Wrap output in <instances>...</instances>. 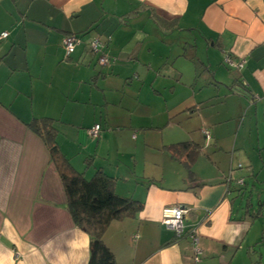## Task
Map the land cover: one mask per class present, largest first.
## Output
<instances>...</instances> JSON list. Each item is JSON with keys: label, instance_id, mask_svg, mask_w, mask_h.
Wrapping results in <instances>:
<instances>
[{"label": "crops", "instance_id": "0c3cea01", "mask_svg": "<svg viewBox=\"0 0 264 264\" xmlns=\"http://www.w3.org/2000/svg\"><path fill=\"white\" fill-rule=\"evenodd\" d=\"M2 32L0 264L88 261V234L28 126L40 118L75 171L100 169L142 203L102 235L115 264H192L189 237L161 223L175 205L199 235L197 264H264V0H0ZM69 33L81 40L66 56ZM182 141L200 148L190 175L166 149ZM231 170L243 191L228 188Z\"/></svg>", "mask_w": 264, "mask_h": 264}, {"label": "trees", "instance_id": "16d2710c", "mask_svg": "<svg viewBox=\"0 0 264 264\" xmlns=\"http://www.w3.org/2000/svg\"><path fill=\"white\" fill-rule=\"evenodd\" d=\"M28 126L48 148L50 158L60 175L66 207L73 222L88 234L87 264H115L114 254L103 242L102 235L111 221L135 216L142 208V203L117 194L115 179L100 169L89 179L83 173L75 171L57 146V132L49 118L35 119ZM166 149L172 157L182 162L190 175L200 151L199 146L190 141H182L169 144ZM244 183L241 186L229 184L228 188L235 186L241 192Z\"/></svg>", "mask_w": 264, "mask_h": 264}, {"label": "built area", "instance_id": "2783aa9c", "mask_svg": "<svg viewBox=\"0 0 264 264\" xmlns=\"http://www.w3.org/2000/svg\"><path fill=\"white\" fill-rule=\"evenodd\" d=\"M7 36V32H2L0 34V38H4ZM80 37L75 33H69L64 35L61 40V45L63 50L65 51L66 56L70 55L75 47L80 43ZM89 49L91 52L97 53V63L99 65H108L111 61L110 57L104 51V43L98 38L94 37L89 42ZM222 61L225 65L229 66L234 70H239L245 60L241 58L238 62L233 59L230 54H224ZM101 130V126L99 123H95L92 127L87 130L88 135L91 138H97L99 136ZM233 170H231L226 178L227 185L234 183L236 186H241L244 183L243 177L234 178L232 176ZM189 209L183 205H175L171 207H165L163 209V216L161 218V223L164 224L167 228H170L176 238H179L183 235H187L190 239L191 243V262L192 264H197L200 260L202 254V248L199 241V235L195 228H190L185 232L184 228V218L188 213Z\"/></svg>", "mask_w": 264, "mask_h": 264}, {"label": "rangeland", "instance_id": "374dc122", "mask_svg": "<svg viewBox=\"0 0 264 264\" xmlns=\"http://www.w3.org/2000/svg\"><path fill=\"white\" fill-rule=\"evenodd\" d=\"M256 188H259V184L256 183L255 185ZM255 202V199H253V203Z\"/></svg>", "mask_w": 264, "mask_h": 264}]
</instances>
